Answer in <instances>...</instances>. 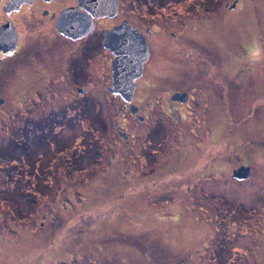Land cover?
Segmentation results:
<instances>
[{
	"label": "rangeland",
	"instance_id": "1",
	"mask_svg": "<svg viewBox=\"0 0 264 264\" xmlns=\"http://www.w3.org/2000/svg\"><path fill=\"white\" fill-rule=\"evenodd\" d=\"M212 7L191 34L206 68L192 64L181 122L163 103L146 123L120 115L104 83L79 82L82 95L42 75L1 85L0 264H264V154L234 181L244 122L228 129L236 100L250 103L264 81V0ZM168 55L155 47L144 79L170 75ZM208 142L223 153L195 170Z\"/></svg>",
	"mask_w": 264,
	"mask_h": 264
},
{
	"label": "flooded vegetation",
	"instance_id": "2",
	"mask_svg": "<svg viewBox=\"0 0 264 264\" xmlns=\"http://www.w3.org/2000/svg\"><path fill=\"white\" fill-rule=\"evenodd\" d=\"M239 3L241 0L231 3L227 0H0V87L6 83H26L34 75H42L47 83H67L71 92L82 95L85 90L79 82L87 83L89 80L105 84L102 90L112 101H117L118 104L114 102L120 115L129 114L139 123H146L149 110L163 103L170 117L181 122L184 111L188 114L192 102L190 93L195 74L192 64L195 62L196 69L206 68V65H200L204 62L202 40L195 38L206 31L200 29L208 24L209 14L216 12L210 6H219L230 13L238 8ZM151 8L155 12H149ZM191 23L195 25L191 27ZM214 26L216 31L218 25ZM116 30H123L135 41H145L149 52L142 76L135 81L131 103L110 91L112 63L116 56L104 46V41L108 32ZM185 39H189L191 44H186ZM155 47L174 54L166 58L171 70L168 76L171 77L164 82L160 79L168 76L144 79ZM225 48L224 41L223 50ZM47 66H58L56 78L53 75L51 79L46 77L49 74ZM174 73L180 78L172 76ZM210 85L213 90L220 89L218 82ZM240 89L238 86V92ZM220 92L227 113L226 85ZM263 93L264 81H260L258 93H249L252 97L250 103L242 105L236 100V121L230 112L233 125H228L229 130L244 122L240 132L242 143L236 152L239 155H235L239 160L237 168H250V177L234 180L237 182H245L252 177L253 162L258 161L255 152L264 154ZM4 104L5 100L0 97V105ZM243 108H249L248 113L243 112ZM131 110L136 114L133 115ZM211 144L214 143L208 142L203 147L205 150L201 149L195 170L203 171L205 165L211 166L219 158L216 152L223 153V144H216L217 147Z\"/></svg>",
	"mask_w": 264,
	"mask_h": 264
},
{
	"label": "water",
	"instance_id": "3",
	"mask_svg": "<svg viewBox=\"0 0 264 264\" xmlns=\"http://www.w3.org/2000/svg\"><path fill=\"white\" fill-rule=\"evenodd\" d=\"M2 35H4V31ZM104 46L110 48L116 56L112 63L113 82L110 91L113 94L121 95L127 103H130L134 98L135 81L142 76L143 64L149 57L147 45L145 41L133 40L123 30H116L105 35ZM131 111L133 114L135 113V110ZM121 137L126 138L124 134ZM249 177V167L241 166L232 173V178L239 181Z\"/></svg>",
	"mask_w": 264,
	"mask_h": 264
},
{
	"label": "trees",
	"instance_id": "4",
	"mask_svg": "<svg viewBox=\"0 0 264 264\" xmlns=\"http://www.w3.org/2000/svg\"><path fill=\"white\" fill-rule=\"evenodd\" d=\"M98 119V118H97ZM98 121H99V119H98ZM104 126V125H103ZM74 165V164H73ZM74 167H76L75 165H74ZM37 189H35L34 191H36ZM33 192V191H32ZM31 192V193H32ZM15 212H16V214L18 215V217H21L20 215H19V212H18V209L17 208H15Z\"/></svg>",
	"mask_w": 264,
	"mask_h": 264
}]
</instances>
